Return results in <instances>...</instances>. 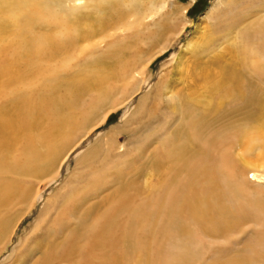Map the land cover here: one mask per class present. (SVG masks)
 <instances>
[{
    "label": "bare ground",
    "instance_id": "obj_1",
    "mask_svg": "<svg viewBox=\"0 0 264 264\" xmlns=\"http://www.w3.org/2000/svg\"><path fill=\"white\" fill-rule=\"evenodd\" d=\"M176 5L0 0V264H264V0H215L191 49L212 56L184 89L166 63L155 82L148 72L187 21ZM157 23L162 48L139 55ZM118 109L127 130L157 123L96 161L123 130L94 131ZM72 159L87 179L61 178ZM144 163V182L127 179Z\"/></svg>",
    "mask_w": 264,
    "mask_h": 264
},
{
    "label": "rangeland",
    "instance_id": "obj_2",
    "mask_svg": "<svg viewBox=\"0 0 264 264\" xmlns=\"http://www.w3.org/2000/svg\"><path fill=\"white\" fill-rule=\"evenodd\" d=\"M175 1L177 2V5L174 6L173 8L175 9L176 13L178 10H179L178 11L179 13L181 11L180 14L177 13L180 16H181V14H184V10L182 13V8L184 9V8L189 6L187 8V12L185 13L187 21L185 22L184 28L182 29L179 37L173 36V40L171 42V45L168 46L169 48L167 47V49H165L160 55H158L154 59L150 68H148V69H150V70H148V72L153 74L152 81L155 82V80L157 79V76L160 72L162 64L166 63L167 65L165 64V66H164V69H165L166 74H167L166 80H168V82L170 84H172L173 88L184 89V87H186V85L188 84V81H189L187 78L188 77L187 73L191 72L192 70H194L196 68L198 61H206L212 56L211 53H209L210 51L204 52L205 50L204 51L200 50L198 52L197 50L193 51L191 49L196 46L197 42H199V40H198L200 37L199 29L201 27L203 28L206 26L204 17L206 16L207 12L212 7L215 0H194V1L193 0H175ZM52 6H54V5H52ZM28 9H29L30 14L33 15V13L35 12V8H33V9L28 8ZM90 9H91L90 12L92 13L93 8H90ZM122 11L124 12V8L122 9ZM4 13H5V9H4ZM106 13H114V11L109 10ZM184 15H183V17H184ZM182 18H181V20H182ZM5 19H3V20H5ZM4 24L9 25V26H13L9 20H7V22ZM46 29L47 28H45V29L43 28L41 30L42 34L44 33V31L47 32ZM155 29L157 30V33H158L157 37L154 38L155 40H153V41L146 40L145 44L142 45L143 49L141 48L139 55H141V56L144 55L145 54L144 51L151 52V54L156 53L157 51H154V50H159L160 48H162V45L164 44V41L167 38L166 36L169 33H168V31L165 32L164 29L161 28L160 24H158V23L155 25ZM48 30L51 32L55 31L54 28H48ZM174 30H175V28H174ZM52 37L53 36H49V38H52ZM51 43L57 44V41L52 40ZM187 43H189V44L191 43V44L189 46H187ZM220 43L221 42H218L216 46L220 45ZM192 45H194V46H192ZM203 53H205V54L203 55ZM175 56L179 58V59L178 58H176V59L180 62V66H178L176 60L175 61L173 60L174 62H171L172 58ZM169 61H170V63H169ZM169 69H172V71L170 72ZM160 91H161L160 89L156 90V91L155 90L152 91V93L155 97V98L152 97V99H154L156 102H158L156 100V98H157ZM138 97L139 98L141 97V93L136 95V99H138ZM164 106H167V104ZM159 107H161V106H159ZM123 110L124 109H118L117 111H114L110 115V117L108 118L107 123L100 126L99 128H97L94 131V134H96L97 136L99 134L102 135L104 130L110 129V127L114 126L118 122L120 123L119 125H120L121 129L123 130L121 133H119L118 137L116 138V144L114 145L115 150H113L114 148L109 150L106 155L102 154L103 151L99 152L98 158L96 161H101L102 159H105V158H113L117 149L123 143L127 144L130 141L129 139L132 140L133 137H135V138L136 137H138V138L142 137V134L146 130L153 128V126L157 123V121H154L153 118H151V119L147 118L146 115L145 116H139L140 117L139 126L132 131L127 130L126 124L120 122L121 118L124 114ZM173 121L174 120L171 118V122H172L171 124L174 123ZM133 145L136 146L135 144H133ZM75 165H76V160H74V159H72L68 165L65 164L59 172V175L61 176V178L65 179V177L74 173V175H76V176L78 175L80 177H85L87 179L88 178L87 177V173H88L87 168L89 165L86 167L85 172H83L82 170H80L78 172L77 171L78 168H75ZM152 168L153 167L147 165V163H144L142 166L138 167V169H136L134 171L131 170V174L127 177V179H134L135 181H139L140 183L144 182L146 175H147V172L149 170H152ZM40 182H42V181H40ZM40 182H38V181L35 182V187L39 188L41 190V193H43V192L45 193V191L47 190L46 186L48 184H46L45 181H43L42 183H40ZM57 188H58V186L54 188V192L56 191ZM102 192L103 191H100L98 193L101 194ZM42 199L43 200H41L39 198V200L36 202L35 206L33 207L34 208L33 212L28 214V216L27 215L24 216L22 218V220L19 222V224L16 228V231L13 235V239H12L13 244L16 242L17 237L21 240V237H24L26 233L34 232L33 231L34 217L42 209L45 200H47L48 198L44 200V197H43ZM76 203H77V201H76ZM76 203H71V205L74 206ZM16 207H17V209H16V211H14L12 218H11L12 219L11 222L13 225H14L15 221H17V219L20 218V216L23 214V210L25 209L20 204H17ZM24 232H25V234H23ZM245 233L246 234H244V235L248 236L249 231L245 232ZM18 234H19V236H18ZM243 238L245 239L247 237L244 236ZM232 247L234 249L233 244H232ZM11 248H12V244L9 246V250ZM9 250L3 252V254L0 256V261L5 259V257L9 256Z\"/></svg>",
    "mask_w": 264,
    "mask_h": 264
}]
</instances>
